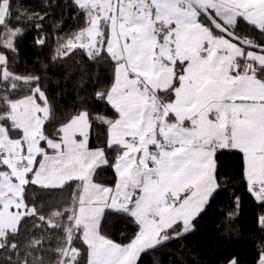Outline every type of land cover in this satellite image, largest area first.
Listing matches in <instances>:
<instances>
[{
    "label": "snow or ice",
    "instance_id": "6c2138e0",
    "mask_svg": "<svg viewBox=\"0 0 264 264\" xmlns=\"http://www.w3.org/2000/svg\"><path fill=\"white\" fill-rule=\"evenodd\" d=\"M65 6L74 23L63 35L65 17L53 24L52 59L106 67L91 99L107 114L85 99L57 116L43 78L15 61L26 30L48 42V12L0 0V264H140L193 231L237 180L264 233V0ZM224 156L237 160L234 174ZM108 216L131 234L113 238Z\"/></svg>",
    "mask_w": 264,
    "mask_h": 264
},
{
    "label": "trees",
    "instance_id": "16d2710c",
    "mask_svg": "<svg viewBox=\"0 0 264 264\" xmlns=\"http://www.w3.org/2000/svg\"><path fill=\"white\" fill-rule=\"evenodd\" d=\"M24 3L29 12L47 10L44 31L48 33L49 40L43 47L37 46L34 39L38 33L34 29L26 30L18 41L16 70L21 73L35 71L43 78L42 83L58 109L57 116L79 106L85 99L94 114H107L102 103L91 99L98 87L106 82V67L93 65L87 59L82 60L79 54L60 61L52 59L57 39L53 24L59 22L61 16L65 17L63 30L59 33L63 35L74 23L68 18L71 9L65 6L66 0H24ZM97 142L93 134V143ZM222 160L229 173L234 174L237 160L231 156H224ZM233 192L240 197L239 206L234 202ZM32 195L43 197L62 194ZM259 213L260 209L238 180L233 181L225 191L212 199L206 211L195 221L193 231L144 255L140 264H228L233 258L238 264H256L260 237L264 236L257 222ZM132 227L126 219L118 216H108L104 224L105 231L117 240H124L131 234Z\"/></svg>",
    "mask_w": 264,
    "mask_h": 264
}]
</instances>
